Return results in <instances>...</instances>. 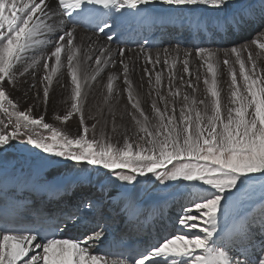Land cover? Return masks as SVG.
Returning a JSON list of instances; mask_svg holds the SVG:
<instances>
[{
	"label": "snow or ice",
	"instance_id": "snow-or-ice-1",
	"mask_svg": "<svg viewBox=\"0 0 264 264\" xmlns=\"http://www.w3.org/2000/svg\"><path fill=\"white\" fill-rule=\"evenodd\" d=\"M66 22L73 27L67 28ZM78 25L103 34L108 45L126 32L158 29L163 34L172 29L209 45L220 41L227 46H194L197 82L206 69L203 98L195 95L198 85L191 79L193 51L183 50L181 61L179 47L163 48L169 101L160 93V72L152 83L160 50L153 60L148 49L160 41L145 39L140 51L153 70L145 67L144 75L165 105L161 109L153 99L151 119L133 90L124 60L127 49L119 48L131 105L125 111L137 129L133 138L125 133L121 145L103 133L88 136L83 104L87 86L117 61L110 47L94 42L89 48L100 55L94 57L90 76L87 62L93 56L75 42ZM43 31L58 37L49 39L51 48L41 57L43 97L37 90L34 103L21 110L12 90L26 82L37 63L23 67ZM260 58L264 0H0V113L7 117L0 119V264H264ZM180 62L187 81L173 72ZM65 67L71 104L64 116L54 118L67 122L78 115L77 135L46 122L44 114L36 115L41 104L46 112L54 77ZM222 72L230 81L226 98ZM177 78L180 86L173 83ZM35 79L33 74L31 87ZM116 79L115 73L107 76L106 101L116 89ZM181 88L191 93H183L177 112ZM9 149L17 150L13 159L8 158ZM148 184L153 186L151 194L143 187ZM178 186L185 196L179 211L170 214L167 199L156 189ZM20 218L27 222L17 223ZM157 220L161 227L156 242L142 248L123 244L127 233L117 237L112 230L118 221L130 231H142ZM70 229H83L82 237L67 235ZM106 241L110 250L96 251Z\"/></svg>",
	"mask_w": 264,
	"mask_h": 264
},
{
	"label": "bare ground",
	"instance_id": "bare-ground-1",
	"mask_svg": "<svg viewBox=\"0 0 264 264\" xmlns=\"http://www.w3.org/2000/svg\"><path fill=\"white\" fill-rule=\"evenodd\" d=\"M67 28H72L73 25L71 23L66 22ZM161 32L160 30H154L152 32L145 31L143 33L131 31L126 32L125 34L118 36L116 38L119 41L120 38L124 39V42L119 44L116 40H114L110 45L107 44L106 37L103 34L97 35L94 30H90L89 32L83 30L81 25L76 26L75 35H76V43L81 47L82 51H89L93 59L87 62V71L91 76L94 72L95 67V56L100 55V52L89 46L94 42L98 45H104L110 47L115 54V59L117 63L115 66L108 65L101 73L96 75V78L90 80L89 85L87 86V95L83 98L84 104V116H85V124L89 127L88 136L91 137L94 133L99 136L101 133L105 134L111 139V142L119 143L122 145L123 138L125 133L128 137L133 138V133L137 132L136 126L131 118L126 114V109L131 110V105L128 103L127 92L124 91L126 85L123 82L122 76V66L119 63L120 56L118 54L119 48H126L127 51L124 56V60L129 64L131 69L130 79L133 85V90L136 95L139 96L141 101V107L144 110L145 114L149 116L151 119L153 117L152 110V101L153 99H157L155 91L150 88L149 78L144 75V68L147 67L149 70H153V64L146 63L145 55L141 53L140 46L145 43V39L152 36L153 33ZM169 33L171 36H169ZM167 38L164 41L162 46H158L160 48V63L155 65L154 71H152V83H155V74L156 72H160L162 74V83L160 86V93L165 97L166 100L171 101L172 97L169 96L168 91V79L169 72L168 66L164 64V60L166 56L162 51L165 47H179L180 51V60L184 59L183 50H192L193 55L190 60L189 69L190 72L193 73L191 79L194 84L198 85V90L195 95L198 98H203L204 93V84H203V73L206 69L200 71V80L197 82L195 78V74L199 68V61L194 55V46H211L213 48L227 46L226 44H222L220 41H216L209 45L206 41L202 42L201 39H193L189 33L173 31L172 29H168L167 33H163ZM58 37L53 36L51 33L47 31H43L36 39L34 44V52L28 58L27 63L23 67H28L29 64H32L33 60H36L37 63L33 65L28 74L25 76L24 83L20 84L17 90H12V98L14 100L19 101V107L21 110H25L29 105L34 103V97L36 95L37 90L40 92L41 98L43 97V90L39 83V77L43 75V65L41 61V57L46 55L51 48V44L48 43L49 39H55ZM171 40V43H169ZM179 41L182 43L178 44ZM191 47V48H190ZM255 47V46H254ZM156 48L148 49L153 60L156 57L158 49ZM152 50V51H151ZM140 51V52H139ZM258 51V50H257ZM170 56H176L175 52H171ZM245 56H247L245 54ZM222 59V58H221ZM257 63L264 64V58L258 59ZM237 71H238V65ZM173 72L177 77L183 76L184 80L187 81L189 76L183 72V63H176L175 68H173ZM109 73H115L118 77L114 81L116 89L114 90L111 98L109 100H105V96L107 93V76ZM33 74L36 75L35 79V87H31L33 84ZM58 81V82H55ZM221 88L223 90V94L225 98L227 97L228 84L230 83L229 78L226 73L222 72L220 76ZM202 82V83H201ZM175 86H180V80L177 78L174 80ZM30 89V90H29ZM175 90V88L173 89ZM187 91L191 93V89L181 88L180 95L176 98L177 100V112L179 107L182 105L183 101V93ZM27 92V95H25ZM71 82L70 77L67 75L66 67L62 69V75L57 74L54 77V85L50 90V97L47 105V110L45 112L43 104L36 110V115L44 114L46 122L53 124L65 132H68L70 135H77L81 129L79 128V116L74 115L70 118L69 121L64 122L60 120H56L55 116H64L67 110L70 108L71 100ZM158 106L163 109L164 103L160 102L157 99ZM111 108V111H110ZM171 110V104H169V111ZM95 125V129H92V126ZM148 202H151L150 198ZM50 207H55L54 205H50ZM169 209H171L169 205ZM160 225V221L157 220L154 224H150L149 226H157ZM160 229V228H159ZM158 229V230H159ZM127 230L124 226L122 231ZM158 230L154 231L152 236L158 235ZM128 235V232H126ZM142 234L143 231H141ZM67 235L82 237L83 229L77 231L76 229H70L66 232ZM147 237H150L148 235ZM142 244H149V239H146L145 242L134 245L133 247H142ZM102 245L100 244L96 251L105 252L106 250L102 249ZM110 258L115 259L117 257L111 256Z\"/></svg>",
	"mask_w": 264,
	"mask_h": 264
},
{
	"label": "rangeland",
	"instance_id": "rangeland-1",
	"mask_svg": "<svg viewBox=\"0 0 264 264\" xmlns=\"http://www.w3.org/2000/svg\"><path fill=\"white\" fill-rule=\"evenodd\" d=\"M183 42L179 41L178 44H180ZM191 48V47H190ZM156 49H160V48H156ZM154 49V50H156ZM194 49V48H193ZM152 51V50H151ZM140 52V51H139ZM247 55V53H245ZM202 83V82H201ZM183 98V96H182ZM0 119H4L6 120L7 117H5L3 115V113H0ZM10 130V129H9ZM42 134L44 135H49V133L44 132L43 130H41ZM130 138V137H129ZM17 150L16 149H9V153H8V158L9 159H13L16 155ZM143 179V178H142ZM143 187L147 188L149 190V193L151 194L153 192V186L151 184L148 185H144ZM257 188H259V184L256 185ZM156 191H159V195L161 197H164L167 199L171 209L168 210V212L170 214H174L175 212L179 211V205L181 203H183V199L185 196V191L184 188L182 186H178V187H170L167 190L164 191H160L159 189H156Z\"/></svg>",
	"mask_w": 264,
	"mask_h": 264
}]
</instances>
